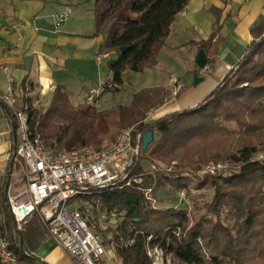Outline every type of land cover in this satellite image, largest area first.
Instances as JSON below:
<instances>
[{"label": "trees", "instance_id": "1", "mask_svg": "<svg viewBox=\"0 0 264 264\" xmlns=\"http://www.w3.org/2000/svg\"><path fill=\"white\" fill-rule=\"evenodd\" d=\"M188 3L189 0H95V36L105 37L97 56H112L106 62L108 81L117 86H103V92H119L127 73H142L155 64L171 25ZM251 37L241 61L196 106L154 121L147 120L149 113L171 99V89L167 87L142 89L132 95L129 106L100 111L87 104L72 105L60 87L54 90L46 109L32 108L31 99H26L30 132L51 153L85 146L101 150L127 128L143 135L152 133V143L145 152L141 150L131 171L143 176V187L152 188L156 207L137 188L123 184L96 194L102 208L116 210L124 217L113 238L122 264H151L147 244L161 248L177 264H264V161L253 160L257 146H240L230 157L238 168L215 175H196L206 164L191 168L179 162L170 172L159 173L142 166L144 161L150 165L179 158L183 161L178 150L195 139L223 133L225 123L241 125L245 117L252 123L259 118V112L264 111V24L253 27ZM215 41L211 37L198 47L207 55L214 53ZM120 47L127 50L121 54ZM5 112L14 128L10 111L5 108ZM8 170L9 166L0 178V234L8 240L18 262L44 264L34 252L46 229L34 215L17 232L7 195L15 176L20 184L23 180L11 167L7 186ZM187 176L213 192L207 208L210 217L191 219L187 208L178 201L177 194L182 189L186 192ZM164 193L171 194L166 197ZM171 198L172 203H163Z\"/></svg>", "mask_w": 264, "mask_h": 264}, {"label": "crops", "instance_id": "2", "mask_svg": "<svg viewBox=\"0 0 264 264\" xmlns=\"http://www.w3.org/2000/svg\"><path fill=\"white\" fill-rule=\"evenodd\" d=\"M94 8L95 0H0V65L8 69L7 74L0 72V93L6 91L7 76H10L21 105L26 104L28 93L32 101L39 91L51 102L54 93L51 88L60 87L74 106L85 105L88 91L95 89L101 106L102 99L109 93L103 92V85L109 80L103 61L112 57L105 55L97 61L105 37L95 36ZM67 10L70 12L67 21L56 27V15ZM259 24H264V0H189L171 25L153 69H144L154 74L163 68L168 74L167 80L153 85L150 74L144 80L146 86L136 90L171 89V99L149 113L147 120L154 121L196 106L241 61L252 41L251 29ZM211 37L213 43L216 40L215 52L208 55L205 52L203 69L191 70L202 80L207 78V92L201 95L197 89H187L180 97L177 92L183 86L180 76L173 73L174 66L180 57L194 64L201 49L198 45ZM233 51L235 54L231 53ZM71 99L77 102L74 104ZM0 108L5 116L0 118L1 178L9 166L7 156L14 137L5 107L0 105ZM44 244L48 245L45 255L39 252ZM34 255L44 264H73L72 257L49 237L47 230Z\"/></svg>", "mask_w": 264, "mask_h": 264}, {"label": "built area", "instance_id": "3", "mask_svg": "<svg viewBox=\"0 0 264 264\" xmlns=\"http://www.w3.org/2000/svg\"><path fill=\"white\" fill-rule=\"evenodd\" d=\"M69 14L67 10L56 15L55 26L66 22ZM104 56H97V61ZM0 72L7 74L8 69L0 65ZM103 86L107 89L117 87L111 81ZM27 97L30 98V93ZM43 98L44 93L39 91L33 96L31 107H39ZM86 104L100 108L97 90L88 91ZM0 105L10 111L14 122L15 146L7 161L23 180L22 187L14 193L10 186L7 195L17 232L23 223L36 215L49 237L72 257L73 264H122L113 238L124 217L116 210L102 208L96 194L123 184L137 188L150 205L156 207L152 188L143 187V176L131 171L141 152L143 134L127 128L101 150L85 146L74 151L51 153L38 136H32L27 116L29 106L19 104L10 76H7L6 91L0 93ZM223 170L222 165H207L199 174L215 175ZM177 197L179 202L187 201L184 189ZM145 250L151 264H164L161 248L147 244ZM0 264H22L1 234Z\"/></svg>", "mask_w": 264, "mask_h": 264}, {"label": "rangeland", "instance_id": "4", "mask_svg": "<svg viewBox=\"0 0 264 264\" xmlns=\"http://www.w3.org/2000/svg\"><path fill=\"white\" fill-rule=\"evenodd\" d=\"M235 54V51L231 52ZM112 57V56H111ZM107 61H103L105 65ZM154 65L149 67L153 69ZM191 68V69H190ZM199 68L196 64L188 62L185 57L179 58V63L174 66V74H178L181 78V84L183 88L181 91H178L179 96L183 95L187 89H197L198 92H201V95L206 91L208 86L207 78L201 80L197 85H193V79L196 74L191 70L197 71ZM150 70L144 71L141 73L129 72L124 76V85L123 90L119 92H109L102 99V105L98 109L104 110L114 106L122 105L129 106L132 101V95L136 90L143 88L144 80L152 73ZM167 72V71H166ZM168 74L164 72L163 68L157 70L154 74H151L150 78L153 81L151 84L160 85L167 80ZM202 79V78H201ZM178 96V97H179ZM177 97V98H178ZM176 98V99H177ZM75 104L77 100L71 99ZM80 102V101H79ZM50 105L49 98H44L39 108H48ZM0 118L4 119L5 116L3 111L0 108ZM243 119L241 125L236 124V122L225 123L223 133L213 132L212 134L204 135L203 137L195 139L193 142H190L183 148L178 150V156L182 158L183 161L176 159L174 162L165 163V162H156L155 164L150 165L147 162H142L143 169L153 170L156 173L160 171L170 172L171 168L176 163L182 162V164L189 165L191 168H198L200 165H222L224 170H235L238 168L232 161L230 157L232 154H235V151L245 143L250 145L257 146L258 152L253 156V160L264 161V111L259 112V118L252 123L247 117ZM251 125V126H250ZM192 165V166H190ZM203 166L196 175H200V171L205 167ZM206 175V174H204ZM186 177V176H185ZM18 177H14V180L11 181L10 185L18 184L17 188L12 187V193L20 187L23 183ZM186 186V196L187 201L181 203L183 208H187V211L191 219H200L201 217H210L207 213V208L212 200L213 192L207 188H203L200 183L195 182L193 178L188 177L185 180ZM171 194V193H170ZM169 193H164L166 197L170 196ZM173 199H167L163 203H172ZM164 205V204H163ZM46 250H48V245H42L39 249L40 253L45 255ZM50 251V250H49ZM164 264H177L170 256H165L163 259Z\"/></svg>", "mask_w": 264, "mask_h": 264}, {"label": "water", "instance_id": "5", "mask_svg": "<svg viewBox=\"0 0 264 264\" xmlns=\"http://www.w3.org/2000/svg\"><path fill=\"white\" fill-rule=\"evenodd\" d=\"M127 50V47H120L119 48V52L121 54H123L125 51ZM195 64L196 66L199 68V69H203L205 67V64H206V55H205V51L203 49H200L197 53V56H196V59H195ZM201 78H199L197 75L194 76V79H193V85H197L198 83L201 82ZM13 137H14V143H15V136L13 134ZM153 141V135L151 132H147L143 135V140H142V148L141 150L143 152H145L148 148V146L152 143ZM11 167H12V164L10 163L9 164V170H8V173H7V186H8V181H9V178H10V174H11ZM21 251L23 252V247L21 246Z\"/></svg>", "mask_w": 264, "mask_h": 264}]
</instances>
